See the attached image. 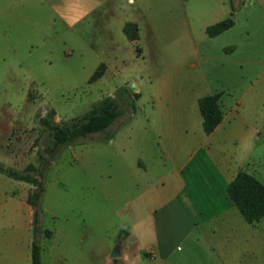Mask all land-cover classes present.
I'll list each match as a JSON object with an SVG mask.
<instances>
[{
  "label": "crops",
  "instance_id": "0c3cea01",
  "mask_svg": "<svg viewBox=\"0 0 264 264\" xmlns=\"http://www.w3.org/2000/svg\"><path fill=\"white\" fill-rule=\"evenodd\" d=\"M232 2L234 8L230 0H0V32L6 33L13 16H23L28 7L40 13L51 4L72 22L91 15L94 32L104 39V72L124 70L119 67L136 49L146 56L135 81V102L146 95V128L159 151L151 162L159 163L149 169L141 156L132 162L139 189L126 200L131 219L123 237L147 238L138 251L153 264L257 263L249 253L221 258L215 245L202 239L207 229L241 222L227 191L239 170L264 183V0ZM228 16L234 19L230 27L207 33L209 24ZM128 21L137 24L138 38L126 35ZM214 94L222 115L206 132L199 99ZM150 172L156 177L146 179ZM21 181L22 194L0 189V205L7 208L0 211V264H32L34 209L28 195L33 184ZM263 217L244 218L254 234ZM45 229L50 228L40 230L48 238L40 244L41 264L66 263L67 246L75 251L72 264H98L95 237L59 228L47 235ZM250 236L243 241L249 248ZM116 246L121 262L132 263L129 245ZM103 258V264H113L110 252Z\"/></svg>",
  "mask_w": 264,
  "mask_h": 264
},
{
  "label": "rangeland",
  "instance_id": "374dc122",
  "mask_svg": "<svg viewBox=\"0 0 264 264\" xmlns=\"http://www.w3.org/2000/svg\"><path fill=\"white\" fill-rule=\"evenodd\" d=\"M156 1L162 0L150 3ZM69 16L51 4L40 13L28 7L23 16H13L11 30L0 32V162L23 169V162L39 165L40 153L50 158L38 166L44 184L36 234L39 244L48 241L41 229L59 228L95 237L98 264H103L105 253H112L120 241L132 251L133 261L128 264H153L143 250L142 257L138 251L149 242L147 238L139 239L136 233L123 237L131 219V204L126 200L139 189L132 162L141 156L149 169L159 163L151 162L159 151L156 136L146 128V95L134 105L129 102L146 56L136 49L126 55L124 67H119L124 70L103 71L90 81L105 59L100 49L104 39L94 32L91 15L83 14L74 22ZM127 74L132 77L125 82ZM122 86L127 87L128 97L120 101L121 114L107 129L59 144L53 156L45 150L53 145L51 121L80 115L100 98L117 94ZM153 177V172L146 175V179ZM23 184L0 172V189L22 194ZM6 209L0 205V211ZM241 218L232 227L224 223L215 232L205 230L202 239L213 243L221 258L249 253L257 257L256 264H264V217L255 234ZM249 233L250 248L243 242ZM66 250L70 259L61 264H72L74 248L67 246Z\"/></svg>",
  "mask_w": 264,
  "mask_h": 264
},
{
  "label": "trees",
  "instance_id": "16d2710c",
  "mask_svg": "<svg viewBox=\"0 0 264 264\" xmlns=\"http://www.w3.org/2000/svg\"><path fill=\"white\" fill-rule=\"evenodd\" d=\"M232 8L234 4L230 0ZM234 23L232 16L225 17L217 22L209 24L206 31L209 35H216L227 29ZM124 31L128 38H138V26L135 22L128 21L124 24ZM104 71V64L100 63L89 80L99 78ZM128 89L125 86L119 88L115 95H106L92 103L90 108L80 115H76L67 121H51L49 127L52 131L53 145L47 146L45 150L53 156L59 144H68L93 132L107 129L112 122L121 114L120 101L128 97ZM131 105L135 104L138 93L131 92ZM199 107L203 117V125L206 132H210L221 119V109L218 104V97L206 95L199 99ZM39 165L42 162H50V158L43 153L39 154ZM35 163H27L23 169H17L0 162V172L16 179L28 181L33 184L28 195V201L32 205L33 232L31 256L32 264H41L40 244L36 238L39 231V219L41 213L40 201L44 191V184L41 178V171ZM227 191L233 199L240 212L248 222L259 220L264 216V183L254 174L241 169L229 182ZM47 235L51 234L50 229H45ZM113 264H123L120 258H113Z\"/></svg>",
  "mask_w": 264,
  "mask_h": 264
},
{
  "label": "water",
  "instance_id": "95a60500",
  "mask_svg": "<svg viewBox=\"0 0 264 264\" xmlns=\"http://www.w3.org/2000/svg\"><path fill=\"white\" fill-rule=\"evenodd\" d=\"M111 256L113 258L119 257L120 256V248L119 247H115L114 250L111 253Z\"/></svg>",
  "mask_w": 264,
  "mask_h": 264
}]
</instances>
